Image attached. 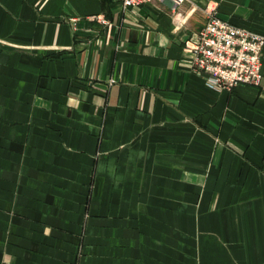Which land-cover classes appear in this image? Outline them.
<instances>
[{
  "label": "crops",
  "instance_id": "1",
  "mask_svg": "<svg viewBox=\"0 0 264 264\" xmlns=\"http://www.w3.org/2000/svg\"><path fill=\"white\" fill-rule=\"evenodd\" d=\"M264 0H0V264H264L259 86L188 48Z\"/></svg>",
  "mask_w": 264,
  "mask_h": 264
},
{
  "label": "built area",
  "instance_id": "2",
  "mask_svg": "<svg viewBox=\"0 0 264 264\" xmlns=\"http://www.w3.org/2000/svg\"><path fill=\"white\" fill-rule=\"evenodd\" d=\"M152 1L122 0L124 8ZM181 6L188 0H171ZM264 35L254 33L212 13L199 32L196 43L188 48L193 67L206 85L218 91H232L241 85L259 86L262 80L261 55Z\"/></svg>",
  "mask_w": 264,
  "mask_h": 264
}]
</instances>
